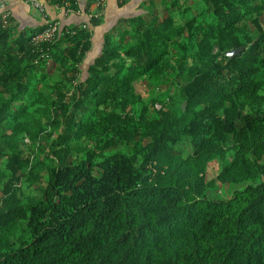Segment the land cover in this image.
<instances>
[{
	"label": "trees",
	"instance_id": "16d2710c",
	"mask_svg": "<svg viewBox=\"0 0 264 264\" xmlns=\"http://www.w3.org/2000/svg\"><path fill=\"white\" fill-rule=\"evenodd\" d=\"M162 2L90 61L102 18L0 13V264H264V0Z\"/></svg>",
	"mask_w": 264,
	"mask_h": 264
},
{
	"label": "rangeland",
	"instance_id": "374dc122",
	"mask_svg": "<svg viewBox=\"0 0 264 264\" xmlns=\"http://www.w3.org/2000/svg\"><path fill=\"white\" fill-rule=\"evenodd\" d=\"M79 1L80 5L83 7L85 0ZM100 2V4H95L91 7L89 14L84 13L83 10L81 12L70 10L68 9V5L64 4L61 6L62 3H60L59 1H57L55 4L46 5L43 10L35 9L29 6L31 12L35 15V19L29 18L23 21V24H21V26H38L56 21L58 27L62 28L64 25L89 21V19L91 18L90 16L92 15L102 18L103 24L97 27L93 32V50L91 51L87 59L88 61H90V59H92L96 55V53L100 51L104 33L109 28H111L118 21V19L130 17L135 14H144L145 12L150 11H155V13L157 11L159 14L164 16L167 15L166 10L168 5L164 4L163 2L154 9L150 7H140L141 0H100ZM2 4L4 3L0 0V13H4L5 7L2 8ZM262 21L264 23V16L262 17ZM153 87L154 84L152 85L150 80L146 79L143 80L142 83L137 85V88L140 91H142L143 89H152ZM158 89L161 95L167 93L170 94L172 93V90L175 91L174 88H172V90H163L162 87H159ZM184 152L186 155L190 153V151L186 148H184ZM221 168L222 163L218 159L214 160L208 166L207 180L213 181L209 191V197L211 198H227L228 196L227 187L223 185L217 186V183L215 182V178L221 171Z\"/></svg>",
	"mask_w": 264,
	"mask_h": 264
},
{
	"label": "crops",
	"instance_id": "0c3cea01",
	"mask_svg": "<svg viewBox=\"0 0 264 264\" xmlns=\"http://www.w3.org/2000/svg\"><path fill=\"white\" fill-rule=\"evenodd\" d=\"M4 13H7L15 18V20L21 24L23 21L32 18L35 19V15L31 12L30 7L24 3L23 0H1Z\"/></svg>",
	"mask_w": 264,
	"mask_h": 264
},
{
	"label": "built area",
	"instance_id": "2783aa9c",
	"mask_svg": "<svg viewBox=\"0 0 264 264\" xmlns=\"http://www.w3.org/2000/svg\"><path fill=\"white\" fill-rule=\"evenodd\" d=\"M25 4H27L28 6L35 8V9H40L43 10L44 9V4L41 2V0H23ZM1 7V5H0ZM6 16L5 18H7V16L9 14L4 13ZM58 29V25L54 24L52 25L45 33H43L41 36L38 37L39 40H47L49 38H51L55 32Z\"/></svg>",
	"mask_w": 264,
	"mask_h": 264
},
{
	"label": "water",
	"instance_id": "95a60500",
	"mask_svg": "<svg viewBox=\"0 0 264 264\" xmlns=\"http://www.w3.org/2000/svg\"><path fill=\"white\" fill-rule=\"evenodd\" d=\"M41 2L44 4L45 0H41ZM241 50H235L232 53H228V57L233 58L235 55H238L240 53Z\"/></svg>",
	"mask_w": 264,
	"mask_h": 264
}]
</instances>
